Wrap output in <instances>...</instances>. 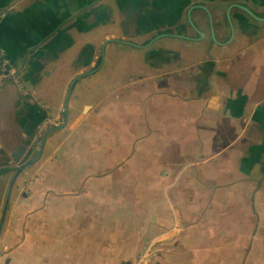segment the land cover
Wrapping results in <instances>:
<instances>
[{"label":"crops","instance_id":"crops-1","mask_svg":"<svg viewBox=\"0 0 264 264\" xmlns=\"http://www.w3.org/2000/svg\"><path fill=\"white\" fill-rule=\"evenodd\" d=\"M0 13V264H264V0Z\"/></svg>","mask_w":264,"mask_h":264},{"label":"water","instance_id":"water-1","mask_svg":"<svg viewBox=\"0 0 264 264\" xmlns=\"http://www.w3.org/2000/svg\"><path fill=\"white\" fill-rule=\"evenodd\" d=\"M1 86V85H0ZM54 129H57V128H54ZM53 129V130H54ZM46 139H47V136H45L44 138V143H43V147L41 148V152L43 151V148H44V145L46 143ZM26 143H22V146L15 152V154L13 155V158L14 160L17 162V164L19 165L17 168H15V171H16V174H15V177L13 178V182L11 183V187L9 189V192H8V195H7V203H6V206H5V209L7 210V207H8V203H9V199H10V195L12 193V187L15 183V179L17 178V176L28 166L36 163L39 158H40V155L36 158H32L33 156V153H34V148H30V150H28L26 156L24 158H22V154H24L26 152ZM1 224H3V220L1 221Z\"/></svg>","mask_w":264,"mask_h":264},{"label":"built area","instance_id":"built-area-1","mask_svg":"<svg viewBox=\"0 0 264 264\" xmlns=\"http://www.w3.org/2000/svg\"><path fill=\"white\" fill-rule=\"evenodd\" d=\"M3 17V13H0V21ZM0 58H1V54H0ZM2 59V64L4 66V68L2 69V71H0V85L6 84V82H8V80H13L17 85H20L19 81L16 80L15 78V73L8 69V62L6 60Z\"/></svg>","mask_w":264,"mask_h":264}]
</instances>
